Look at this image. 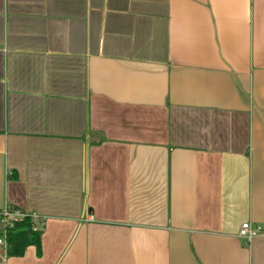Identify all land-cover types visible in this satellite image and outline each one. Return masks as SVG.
Here are the masks:
<instances>
[{
  "label": "crops",
  "instance_id": "1",
  "mask_svg": "<svg viewBox=\"0 0 264 264\" xmlns=\"http://www.w3.org/2000/svg\"><path fill=\"white\" fill-rule=\"evenodd\" d=\"M7 204L0 264H264V0H0Z\"/></svg>",
  "mask_w": 264,
  "mask_h": 264
},
{
  "label": "trees",
  "instance_id": "2",
  "mask_svg": "<svg viewBox=\"0 0 264 264\" xmlns=\"http://www.w3.org/2000/svg\"><path fill=\"white\" fill-rule=\"evenodd\" d=\"M1 235V233H0ZM42 231L33 227L30 216L16 222L13 228L8 229L7 245L8 254L13 256L23 255L29 245H35L38 254L42 253Z\"/></svg>",
  "mask_w": 264,
  "mask_h": 264
},
{
  "label": "built area",
  "instance_id": "3",
  "mask_svg": "<svg viewBox=\"0 0 264 264\" xmlns=\"http://www.w3.org/2000/svg\"><path fill=\"white\" fill-rule=\"evenodd\" d=\"M26 216L31 217L28 212H25L22 209L10 204L0 208V221L4 225V229L0 235V245L8 247L6 239L8 229L13 228L16 222L21 221ZM262 228L263 227L261 225H252L247 221L242 223L239 230V235L247 241H251L254 237L260 234Z\"/></svg>",
  "mask_w": 264,
  "mask_h": 264
}]
</instances>
